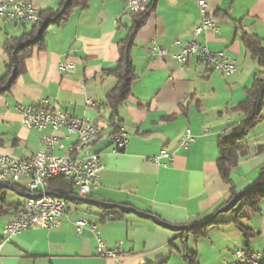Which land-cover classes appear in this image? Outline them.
Masks as SVG:
<instances>
[{"label":"crops","instance_id":"obj_1","mask_svg":"<svg viewBox=\"0 0 264 264\" xmlns=\"http://www.w3.org/2000/svg\"><path fill=\"white\" fill-rule=\"evenodd\" d=\"M33 1L42 12L58 6V0ZM149 4L155 10L138 33L132 51L137 80L118 112L119 127L129 133V144L120 153L112 152L116 130L109 123L111 111L105 101L117 84L109 73L118 65L119 43L133 23L125 0H90L64 26L50 27L46 49H36L26 61V73L9 93L0 95V157L34 155L40 150L43 134L51 132L24 128L14 108L22 103L77 119L90 118L102 131L92 150L101 155L105 167L99 187L89 198H81L74 187L75 196L68 202L59 228L33 229L6 242L3 229L12 218L11 207L27 198L28 180L0 183V264H186L173 229L200 225L229 200L232 186L218 171L217 141L231 125L244 121V114L235 108L246 99L255 77L264 76V69L243 43L245 33L264 41V0H208L207 15L216 21L219 31L197 38L194 29L205 16L196 0H149ZM30 28L31 24L0 20V78L5 74L7 38L19 37ZM194 38L212 51L227 52L238 72L226 77L195 59L180 64L149 51L156 45L174 53L178 51L176 41L186 44ZM66 60L76 63L68 77L59 69ZM262 117L248 135L250 154L232 172L238 194L253 189L264 168V153L256 150L264 144V108ZM188 129L195 141L188 149L178 150ZM162 151L175 153L174 162L163 159L167 167L148 162ZM104 203L138 213L108 221ZM260 205V214L249 210L242 221L256 234L250 242L254 251L264 249V202ZM220 215L218 220L232 218ZM80 217L98 225L97 233L109 247L124 243L122 261L99 257L90 230L77 235L75 222ZM192 238L188 236V245L199 254L200 264H228L245 247L233 224L213 226L208 237L193 238L191 245Z\"/></svg>","mask_w":264,"mask_h":264},{"label":"built area","instance_id":"obj_2","mask_svg":"<svg viewBox=\"0 0 264 264\" xmlns=\"http://www.w3.org/2000/svg\"><path fill=\"white\" fill-rule=\"evenodd\" d=\"M202 14L205 16L201 25L194 29V37L204 33H218L216 21L207 15L208 0H196ZM127 12L134 15L145 12L149 0H125ZM33 0H0V20L18 21L25 24H34L35 17L41 15ZM195 38L189 43H174L178 51L171 53L167 49H149L152 56L171 59L180 64H187L192 59L211 68L213 71L230 77L238 72L237 63L227 52H216L207 46L199 44ZM59 69L64 77H68L76 69V63L66 60L60 63ZM91 104V102H88ZM15 110L21 116V124L26 129H35L44 133L41 139L40 150L34 155H24L21 158L10 156L0 157V183L17 184L22 179L28 180V195L25 201L16 206L11 220L3 229L6 242L16 236L33 229L53 231L60 227L62 218L67 215L68 201L62 196L52 195L49 190L42 189L44 179L65 178L73 182L81 198L87 199L100 185V173L105 169L101 155L93 151L87 153L84 160H75L74 152L77 146L89 142V133L101 131L100 127L85 117L74 118L62 111H55L17 103ZM195 141V136L190 129L186 130L178 143V150H186ZM112 152L118 154L129 144V133L121 129L114 138ZM175 160V153L162 151L156 157L148 158L149 163L167 167ZM110 215L106 220H114ZM78 236L88 229L96 237L97 255L101 258L122 261L126 254L123 251V242H118L114 247L98 235V225L92 224L86 217H80L76 222ZM3 244L0 245V248ZM260 251V264H264V249ZM228 264H251V249L241 247L235 252L234 259Z\"/></svg>","mask_w":264,"mask_h":264},{"label":"trees","instance_id":"obj_3","mask_svg":"<svg viewBox=\"0 0 264 264\" xmlns=\"http://www.w3.org/2000/svg\"><path fill=\"white\" fill-rule=\"evenodd\" d=\"M90 0H58L56 9L41 12V19L35 24H31L28 32L19 37H8L4 52L7 58L5 74L0 78V95H6L17 83L18 79L26 73V61L32 57L34 51H44L46 49V35L50 27H62L69 20L77 9H86ZM155 10L154 4H149L145 12L133 15V23L128 31L127 37L119 43L120 59L115 70L109 74L117 80L116 86L108 93L105 107L111 111L109 123L119 134L118 112L120 106L126 102L132 93V88L137 80L136 69L133 60V48L135 39L151 17ZM243 43L246 52L255 60L257 65L264 69V41L257 35L244 34ZM251 86L246 91V99L240 103L235 110L244 114L245 119L239 124L229 127L228 133L218 138L217 145L219 155L217 168L222 179L232 186L230 198L222 204L209 218L202 221L200 225L179 228L173 230L178 233L182 249L180 254L186 264H200L199 254L190 250L188 246V236L195 239L208 237V231L213 226L233 224L242 234L245 247L250 248V242L256 237L252 229L245 227L242 221L246 218L245 210H250L254 214L261 213V205L264 202V168L260 171L257 185L244 193L235 192L232 182V172L239 165L240 161L250 154L248 146L249 133L262 121V110L264 108V76H256ZM257 153H264V144L257 146ZM50 193L61 195L69 202L75 196L73 182L65 178L53 179L48 183ZM237 201L233 202L235 199ZM14 211L16 206L11 207ZM109 215L115 219H121L126 211L119 207L106 208ZM231 214L230 220H218L220 214ZM146 216L154 218L145 213Z\"/></svg>","mask_w":264,"mask_h":264},{"label":"bare ground","instance_id":"obj_4","mask_svg":"<svg viewBox=\"0 0 264 264\" xmlns=\"http://www.w3.org/2000/svg\"><path fill=\"white\" fill-rule=\"evenodd\" d=\"M40 16L41 15L35 17V23L39 22V20L41 19ZM151 49H158V46L154 45ZM101 132L102 131H95L89 133V142L84 143L83 146L76 147V152H74L75 160H84L87 153H93L92 146L99 139ZM51 180L53 179H44L42 182V189L48 190V183ZM251 264H260V251L251 250Z\"/></svg>","mask_w":264,"mask_h":264},{"label":"water","instance_id":"obj_5","mask_svg":"<svg viewBox=\"0 0 264 264\" xmlns=\"http://www.w3.org/2000/svg\"><path fill=\"white\" fill-rule=\"evenodd\" d=\"M52 195H55V196H61V195H57V194H53L51 193ZM63 197V196H62ZM65 198V197H64ZM66 199V198H65ZM238 199L236 198L233 202L237 201ZM103 206H106L108 208H114L115 205H112V204H102ZM120 209H122L123 211H126V212H134V213H138L137 211L133 210V209H130L128 207H120ZM168 226V225H167Z\"/></svg>","mask_w":264,"mask_h":264},{"label":"rangeland","instance_id":"obj_6","mask_svg":"<svg viewBox=\"0 0 264 264\" xmlns=\"http://www.w3.org/2000/svg\"><path fill=\"white\" fill-rule=\"evenodd\" d=\"M245 213H249V210H246ZM220 216H221L220 218H222V219H230L232 217L231 214H222ZM193 241H194V239L192 238L191 245L194 243Z\"/></svg>","mask_w":264,"mask_h":264}]
</instances>
